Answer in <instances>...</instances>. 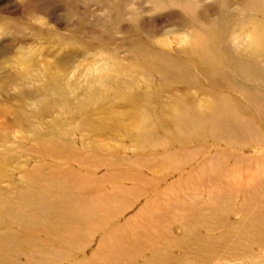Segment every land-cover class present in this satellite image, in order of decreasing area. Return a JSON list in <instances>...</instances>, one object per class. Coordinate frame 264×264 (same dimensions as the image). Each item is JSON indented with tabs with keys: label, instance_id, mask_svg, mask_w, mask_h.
<instances>
[{
	"label": "bare ground",
	"instance_id": "obj_1",
	"mask_svg": "<svg viewBox=\"0 0 264 264\" xmlns=\"http://www.w3.org/2000/svg\"><path fill=\"white\" fill-rule=\"evenodd\" d=\"M148 2L177 7L180 47L124 8L129 44L111 24L91 61L70 27L38 73L24 43L39 30L1 17L22 39L16 60L0 48V264H264V0H214L208 18L203 0Z\"/></svg>",
	"mask_w": 264,
	"mask_h": 264
},
{
	"label": "rangeland",
	"instance_id": "obj_2",
	"mask_svg": "<svg viewBox=\"0 0 264 264\" xmlns=\"http://www.w3.org/2000/svg\"><path fill=\"white\" fill-rule=\"evenodd\" d=\"M100 1L98 0H92V1L91 0H0V19L2 18L4 20L13 19V20H18L19 22L21 20L20 23L22 22H23L22 24L26 23V26L29 24L28 27L29 26L32 27L34 25L33 27L35 28V30H39L37 31L39 33L38 38L33 39V37L32 38L28 37V39L24 43L27 49V52L32 57L37 58L40 61V67L34 70L35 73H38V71L42 70L45 61H49V62L53 61L54 55L60 56V55H64V53L65 55H67V51H68L67 45L65 46L59 45L56 40L58 39V37L68 39L69 37H66L64 34H69L68 31L70 27L71 28L77 27V25L81 26V29L83 30V33L85 36L83 35V37H79V38H81L82 40H86V41H90L91 39H93L90 44H92L91 52L95 55L92 56V58L90 59L91 61L97 60L99 58V54L101 53V50L103 48L102 45H100L98 41L105 40V39L107 40V36L109 35L108 31L110 32L114 27H115L113 29L114 31H112L111 33H113L114 38L120 43L116 41L115 42L118 45L121 44V46L124 44H129V42L132 40L131 37H134V35L132 33V36H131L130 35L131 33L127 34L124 31L130 30L129 27H131V22L129 23L128 21L126 23V21L121 20L117 23L118 27L112 24V22L115 21L116 19L115 17H113V15L116 16V13L119 11V9L122 10L124 8L125 10L128 8H134V9L137 8L138 11L142 12L143 16L141 17L138 23L140 32L143 34L151 33L153 37L156 38V40H159V41L163 40L164 43L161 42L162 48L163 47L164 49L169 48L168 50H171L172 48L180 47V44L176 41V37L178 35L179 36L182 35L181 32L174 33L175 35L178 34L176 36L173 35L174 39L173 37L166 35L167 30L169 28H172L175 25L176 21L179 20L176 18L174 19V14L177 13L176 6L166 5L156 10V9H152V5L150 2H148V0H124L125 2L123 1L122 5H119L120 6L119 9L118 7H116L118 10H116L115 8L113 9V11H111L112 9L108 10L106 8L108 7L107 6L108 1H111V0H106V2L105 0H102L101 2ZM163 2L167 3L165 1ZM203 3H204V7L205 8L207 7V9H205V11L203 12L204 15L207 18L211 16L213 17L215 14L213 11L214 10V0H203ZM103 22L108 23V24H105ZM111 24L113 28L109 29ZM120 24L121 26H119ZM105 25H106V28H105ZM120 29L123 31H121ZM30 30L26 32L29 35L34 32ZM3 33L5 32H2V29H0V48L2 45L6 44L7 46L5 45V47L9 48L7 50L8 51L7 55L11 56L12 58L16 60L17 56L14 54V51L21 45L17 43H20L19 41H21L22 38H20L21 37L20 35H17L19 36L20 39L13 40L12 42L11 37H9L10 35H8L9 33L8 32H7L8 34L7 33L3 34ZM143 34L142 36H145ZM166 38L169 40V43L166 41L167 40ZM166 42L168 43V45L165 44ZM169 45L170 47H168ZM61 49H63L62 52H60ZM14 61L12 60L9 61V64H11L10 67L16 66L13 64L15 63ZM83 61L84 59L80 58L77 60L76 64L77 65L82 64ZM29 64L30 63H25L24 65H21V69L29 67L30 66ZM69 72L72 73L73 70L70 69ZM39 85L40 84L37 82V83L30 84L29 86L37 87ZM16 91H17L16 89L12 90V92H16ZM0 120H2L1 117H0ZM12 135L13 137H12L10 146L12 147L11 148L12 153L17 155V159L11 163L13 164L15 162L10 167L9 171H11L12 168H14L13 166H15V164H17L19 160L23 161V159L25 158L24 157L25 155H22L19 152L21 150L20 147L17 146L18 142L21 141V139H23L24 134L22 132H15ZM0 149L2 150L3 148L0 147ZM1 150L0 152H2ZM13 154L11 155L13 156ZM4 163L5 162L3 160H0V168L5 166ZM35 163H36V160H31L29 164L30 168ZM259 167L261 169H264V165H259ZM11 173H13L14 177H17V178L20 175V171H17V170H14V171L12 170ZM178 175L179 174L177 173L174 176H169L170 178L168 179V181L171 182L173 179L174 180L177 179ZM243 178H245V176H243ZM192 184H193L192 185L193 187H198L197 182L192 183ZM2 185L4 187L10 186L7 181L2 182ZM143 200L145 201V199ZM143 200H141L138 206L133 208L132 211L129 212V214L127 213V215L132 214L134 210L136 211L139 205L144 203ZM94 244L95 242L93 243V245ZM231 263L232 264H242L243 262L242 261H235V262L231 261Z\"/></svg>",
	"mask_w": 264,
	"mask_h": 264
}]
</instances>
